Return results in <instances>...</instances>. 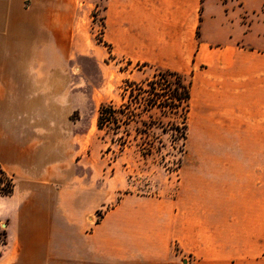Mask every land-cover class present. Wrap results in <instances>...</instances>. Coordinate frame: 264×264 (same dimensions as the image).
Listing matches in <instances>:
<instances>
[{
    "label": "crops",
    "instance_id": "crops-1",
    "mask_svg": "<svg viewBox=\"0 0 264 264\" xmlns=\"http://www.w3.org/2000/svg\"><path fill=\"white\" fill-rule=\"evenodd\" d=\"M48 1L0 0V165L16 183L0 200L17 231L0 264H264V0H139V63L191 82L201 170L175 198L97 189L103 169L72 167L64 61L36 54L39 33L63 31Z\"/></svg>",
    "mask_w": 264,
    "mask_h": 264
},
{
    "label": "rangeland",
    "instance_id": "rangeland-1",
    "mask_svg": "<svg viewBox=\"0 0 264 264\" xmlns=\"http://www.w3.org/2000/svg\"><path fill=\"white\" fill-rule=\"evenodd\" d=\"M48 6L63 7V31L39 33L41 45L36 54L58 56L64 61L63 82L60 81L61 89L56 96L57 113L63 114L58 119L63 122L61 132L74 135L72 167L103 169L97 176V189L103 188L104 182L113 177V186L122 187L120 194L175 198L186 185L197 183L195 174L201 170L202 150L195 142L196 130L189 127V113L182 154L172 148L175 142L171 136L175 132L166 127V133H162L155 124L162 121L167 125L169 121L160 116L157 109L142 113L141 118L147 124V137L139 136V141L133 139L137 125H131L127 127L131 137L121 150L112 142L116 141V136L110 129L98 131L96 127L101 105L118 107L126 83L141 84L152 79L157 69L139 63V0H50ZM47 18L54 21L59 17ZM185 79L190 81L189 77ZM68 113L69 122L66 119ZM170 121L180 122L177 118ZM139 129H144L140 123ZM158 139L164 145L160 153L142 156L141 142H153L154 147H159ZM178 159L180 166L176 169L174 165ZM115 202L98 209L92 216L93 221L98 223ZM5 207L0 200V256L12 230L6 228ZM12 231L17 234L16 230ZM36 234V229L29 225L27 246L39 242ZM172 248L176 253L177 245L173 244ZM177 264H195V261L188 256Z\"/></svg>",
    "mask_w": 264,
    "mask_h": 264
},
{
    "label": "trees",
    "instance_id": "trees-1",
    "mask_svg": "<svg viewBox=\"0 0 264 264\" xmlns=\"http://www.w3.org/2000/svg\"><path fill=\"white\" fill-rule=\"evenodd\" d=\"M123 91L122 102L118 107L111 104L100 106L96 123L97 130L110 129L116 136V141L112 140V142L117 143L121 150L125 147L127 139L131 137V132L127 130V127L137 125L134 129L133 139L139 141V136L147 137V124L141 118L142 113L157 109L160 116L168 118L169 121L167 125H164L162 121H156L155 124L162 130V133H166V127L175 132L171 136L175 142L172 148L182 154L188 132L187 119L191 82L177 72L157 68L152 79H147L141 84L126 83ZM175 118L180 122L175 124L170 121ZM139 123L144 129H139ZM158 140L159 147H154L153 142L142 141L140 144L142 156L160 153L161 147L164 145H162L161 139ZM174 166L176 169L179 168L180 159ZM15 185L14 176L7 173L0 165V197L12 196Z\"/></svg>",
    "mask_w": 264,
    "mask_h": 264
},
{
    "label": "bare ground",
    "instance_id": "bare-ground-1",
    "mask_svg": "<svg viewBox=\"0 0 264 264\" xmlns=\"http://www.w3.org/2000/svg\"><path fill=\"white\" fill-rule=\"evenodd\" d=\"M189 127H190L191 130L193 129L191 122H189Z\"/></svg>",
    "mask_w": 264,
    "mask_h": 264
}]
</instances>
